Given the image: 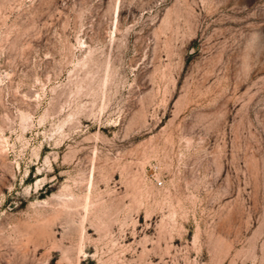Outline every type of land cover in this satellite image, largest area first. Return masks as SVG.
Returning <instances> with one entry per match:
<instances>
[{
    "label": "rangeland",
    "instance_id": "rangeland-1",
    "mask_svg": "<svg viewBox=\"0 0 264 264\" xmlns=\"http://www.w3.org/2000/svg\"><path fill=\"white\" fill-rule=\"evenodd\" d=\"M0 264H264V0H0Z\"/></svg>",
    "mask_w": 264,
    "mask_h": 264
}]
</instances>
